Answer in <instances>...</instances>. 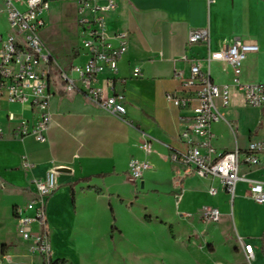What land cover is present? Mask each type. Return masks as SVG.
Returning a JSON list of instances; mask_svg holds the SVG:
<instances>
[{
    "label": "crops",
    "instance_id": "1",
    "mask_svg": "<svg viewBox=\"0 0 264 264\" xmlns=\"http://www.w3.org/2000/svg\"><path fill=\"white\" fill-rule=\"evenodd\" d=\"M73 1L77 26L79 0ZM114 1L115 10L106 15V33L110 38L126 33L128 50L118 64V72L113 75V86L105 83L106 75L100 77L98 86L108 95L125 96L126 115L121 119L107 113L82 91L65 93L61 80L55 75L50 83L52 122L47 141L40 143L32 135L24 138L18 135L19 121L25 119L32 126L37 118L35 111L1 99L0 177L3 180L0 188H11L25 195L27 200L21 205L24 206L34 197L32 180L57 170V190L47 204V228L52 224L58 230L53 222H58L57 214L62 211H71L76 218L88 214L91 217L99 207L111 209L114 215L124 213L133 217L139 209L142 225L147 228L157 225L169 230L170 242L187 249L196 245L206 251L197 237L207 232L206 241L212 242L207 248L213 254L215 233L223 232L227 259L215 264H234L238 258L246 259L239 238L255 246V258L249 264H264V205L246 196L248 185L245 182L237 183L232 197L222 190L218 180L201 178L193 167L173 160L175 153L187 148L180 134L191 121L192 112L178 109L166 99L168 93L185 95L175 72L182 71L184 77H189L191 64L183 56L196 59L203 71L210 72L215 83L229 85L230 103L224 107L218 101L223 120L212 127L215 149L219 152H229L236 147L246 149L251 141L262 137L261 109L246 103L243 91L234 83L235 75L230 65L218 61L208 63L207 56L209 51H220L232 41L255 43L259 51L248 55L239 80L242 84L264 82V0ZM204 27L209 28V41L186 49L189 32ZM41 36L64 68L71 63H85L87 56L83 49H78L80 44L74 45L75 52L66 53L67 58L61 62L51 42L44 33ZM77 37L81 42L78 26ZM112 41L117 45V41ZM136 67L141 71L139 77L134 76ZM146 139L152 142L149 154L140 147ZM32 143L39 146L34 148ZM13 150H19L20 155L13 157ZM24 159L32 167H24ZM133 159L150 165L138 181L129 175ZM240 172L249 178L264 180V167L242 164ZM211 185L218 188L216 196L208 192ZM157 200L164 204L159 212L154 208ZM235 201L236 221L233 220ZM18 206L14 205L11 211L15 244L10 242V233L3 234L5 241L0 249V261L4 264H17L12 263L13 259L30 255L27 244L16 232L14 209ZM204 206L217 208L221 213L220 221L210 225L203 223L200 213ZM195 215L196 221L191 223L194 230L178 236L174 224ZM203 227H212V233L202 231ZM122 228L116 226L114 229L124 238ZM50 243L52 258L57 260L60 254L54 238ZM11 244L4 253V247Z\"/></svg>",
    "mask_w": 264,
    "mask_h": 264
},
{
    "label": "built area",
    "instance_id": "2",
    "mask_svg": "<svg viewBox=\"0 0 264 264\" xmlns=\"http://www.w3.org/2000/svg\"><path fill=\"white\" fill-rule=\"evenodd\" d=\"M49 8V0H0V16L8 24L6 33L0 32V100L19 103L35 111L37 118L32 126L25 119L19 121L18 135L21 138L32 135L40 143L47 141L52 122L50 83L55 75L61 80L65 93L82 91L104 111L121 119L127 113L123 94L108 95L105 89L98 86L102 75L107 76L105 83L113 86V75L118 72V64L128 50L126 33H117L113 38L106 33V15L115 10V1H78L77 26L87 59L83 64L71 63L68 68L60 64L41 36L46 24L42 15ZM112 39L117 41V45ZM209 39L208 27L192 29L186 49ZM258 51L259 46L255 43L232 41L220 51H209L207 56L208 63L218 61L230 65L235 75L234 83L243 91L246 103L262 111V137L251 141L246 149L236 147L229 152H219L213 146V124L223 120L218 101L224 107L228 106L230 90L229 85L215 83L210 72L202 70L198 60L183 56L191 64L190 75L184 77L182 71H176L175 77L181 81L185 95L168 93L166 99L178 109L192 112L191 121L180 134L187 148L182 153H175L173 160L193 167L201 178L218 180L222 190L232 197L237 183L245 182L248 185L246 196L264 205V180L249 178L240 172L242 164L264 167V82L242 84L239 80L248 55ZM140 75V68L136 67L134 76ZM140 147L146 154L151 153V140H144ZM23 165L32 167L27 159H24ZM149 168L147 162L133 159L129 164V175L138 181ZM57 174L54 170L47 172L43 178H34V197L24 206L14 209L19 238L27 244L28 253L41 257L43 264L53 263L47 204L57 190ZM208 192L216 196L219 191L211 185ZM200 214L206 225L221 219L220 211L212 206L202 207ZM187 216L191 217V214ZM239 245L246 260L251 263L255 258V246L242 238H239ZM0 264L4 263L0 261Z\"/></svg>",
    "mask_w": 264,
    "mask_h": 264
},
{
    "label": "rangeland",
    "instance_id": "3",
    "mask_svg": "<svg viewBox=\"0 0 264 264\" xmlns=\"http://www.w3.org/2000/svg\"><path fill=\"white\" fill-rule=\"evenodd\" d=\"M73 0H49L50 9L43 13L42 17L47 23L44 37L51 42L52 47L59 53L57 56L63 62L67 57L66 53H74V45L81 42L77 37V26L75 19V8ZM8 24L3 16H0V32L6 33ZM43 37V36H42ZM72 58V56H70ZM37 141V140H36ZM33 147H38L37 143H32ZM19 150H13L12 156L18 157ZM3 178L0 177V182ZM27 200L25 195H19L11 188L2 190L0 188V249L4 243L3 234L10 233V242L15 244L14 223L12 221V207L22 205ZM66 203H64L65 205ZM73 204V200H71ZM164 204L158 200L154 203V208L159 212ZM168 207L172 205L169 202ZM66 208V205H65ZM168 208V209H169ZM227 209V207H225ZM100 209V211H99ZM169 209V211H170ZM229 209V208H228ZM68 210V209H67ZM97 213L91 215H81L76 218L71 211L58 213V219L53 222L58 225V230L54 225L49 224V240L54 238L55 246L59 250V257L56 258L62 264H215L227 259V250L224 239L220 234L215 233L214 247L216 251L210 254L206 240L207 232L198 235L197 239L206 246V251L191 245L189 249L181 244L170 242L168 238L169 230H164L157 225L150 228L141 224L139 209L129 217L127 214L114 215L111 209L97 208ZM230 210V209H229ZM230 212V211H229ZM50 213V206H49ZM237 202L235 201V214L233 220L236 221ZM230 215V214H229ZM196 215L180 224L175 223L174 228L178 236L193 231L192 224L196 220ZM232 219V216H229ZM116 220V221H115ZM123 227L125 237L121 238L115 227ZM157 226V227H156ZM37 225L34 229L37 230ZM212 227L202 231L212 233ZM55 235H53V231ZM223 230V229H222ZM206 237V238H205ZM228 245V244H226ZM4 247V253L9 247ZM212 251V250H210ZM6 261V258L4 259ZM17 264H43L41 257L30 254L24 259H13L12 263ZM6 263H8L6 261ZM234 264H249L246 259L238 258Z\"/></svg>",
    "mask_w": 264,
    "mask_h": 264
},
{
    "label": "trees",
    "instance_id": "4",
    "mask_svg": "<svg viewBox=\"0 0 264 264\" xmlns=\"http://www.w3.org/2000/svg\"><path fill=\"white\" fill-rule=\"evenodd\" d=\"M263 237H264V234H263ZM52 264H62V263H60L58 260H53Z\"/></svg>",
    "mask_w": 264,
    "mask_h": 264
},
{
    "label": "snow or ice",
    "instance_id": "5",
    "mask_svg": "<svg viewBox=\"0 0 264 264\" xmlns=\"http://www.w3.org/2000/svg\"><path fill=\"white\" fill-rule=\"evenodd\" d=\"M251 251V249H249Z\"/></svg>",
    "mask_w": 264,
    "mask_h": 264
}]
</instances>
